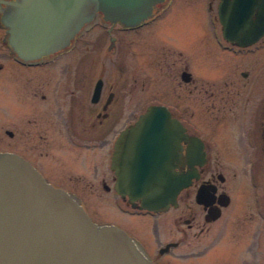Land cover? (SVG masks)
Wrapping results in <instances>:
<instances>
[{
	"label": "flooded vegetation",
	"instance_id": "af4514ba",
	"mask_svg": "<svg viewBox=\"0 0 264 264\" xmlns=\"http://www.w3.org/2000/svg\"><path fill=\"white\" fill-rule=\"evenodd\" d=\"M9 1L16 0H0V151L20 155L83 206L65 185L112 195L115 217L100 223L125 230L155 264H264V35L247 46L227 40L220 0H166L135 26L97 16L66 48L24 60L4 22ZM177 12L194 19L197 32ZM231 69L234 78L222 77ZM150 106L166 107L202 146L189 159V140L180 142L171 164L196 176L166 211L120 195L112 168L117 138ZM243 215L260 229L242 230ZM241 231L252 241L238 243ZM204 233L210 244L221 236L220 245H187Z\"/></svg>",
	"mask_w": 264,
	"mask_h": 264
},
{
	"label": "water",
	"instance_id": "95a60500",
	"mask_svg": "<svg viewBox=\"0 0 264 264\" xmlns=\"http://www.w3.org/2000/svg\"><path fill=\"white\" fill-rule=\"evenodd\" d=\"M166 0H16L7 2L4 22L19 57L37 59L66 48L97 16L135 26ZM224 37L241 46L264 35V0H220ZM186 156L201 152L164 106H150L115 143L116 190L140 207L165 211L196 176L177 171L180 142ZM201 192L197 194L199 200ZM0 264H155L122 228L97 223L78 198L49 183L29 161L0 151Z\"/></svg>",
	"mask_w": 264,
	"mask_h": 264
},
{
	"label": "rangeland",
	"instance_id": "374dc122",
	"mask_svg": "<svg viewBox=\"0 0 264 264\" xmlns=\"http://www.w3.org/2000/svg\"><path fill=\"white\" fill-rule=\"evenodd\" d=\"M174 1H175L174 6L181 5V4H183V5L189 4V5H197L198 6V5H202L203 2H204V0H174ZM177 15L182 17L185 20V23H187L192 29H195V31L197 32L196 27H198V24L196 23V21H193L194 19L192 20V19L188 18V16H186L184 13H181V12H177ZM197 15H198V11L196 13V16ZM194 17H195V15H194ZM195 19H196V17H195ZM200 20H201L202 24H204L205 21H206V15H205V13L202 12V10H201V14H200ZM189 31H190V28H189ZM137 51L138 52H136L134 54L135 57L137 56L136 59L138 58V56H140V48H139V46L137 48ZM262 57L264 58V56H262ZM64 60H65V57H61V61L59 60L55 64H59V63L63 64ZM223 76L226 79H228V80L234 78L233 69H231L228 72H226V74L223 73L222 77ZM4 145L2 144V141H0V149L2 147H4ZM40 163L43 164V165H47V160H43V161L40 160ZM68 163L71 165L70 162H68ZM37 164L42 168V166L39 163H37ZM44 171L47 172V169L45 168ZM65 186L71 187V188L77 190L79 193H81L85 208L93 216L92 218H94V220L96 222H104L105 220L113 219V217H115V214L117 212V210H116L117 208H116V205H115L116 204L115 200H114L115 198L112 195H110V194L106 195V194L91 193V189L86 184H80V183L79 184H73V185L72 184H67ZM239 217L241 219V223L243 224L242 230H245V225L247 227H249L250 229H252V230H255L256 228L260 229L259 221H258V219L256 217H252L250 220L247 219V216H245V215L239 216ZM115 220H116V222H119V218H117ZM144 224H145V222H144ZM240 229H241V227H240ZM167 231H168V229H167ZM242 232L243 231H241V233H239V237H237L238 243L240 242V244L242 245L245 240L252 241V237L247 239L243 235ZM163 238H164V235H163ZM209 238L210 237H208L204 233V234L200 235L199 238L191 239L190 243L187 244V245H189L190 247L193 246V245H197L199 247L204 248L206 245L209 244L207 246L206 252L210 248H212V247L213 248H217L220 245L221 239L217 238L215 242L210 244ZM167 239L168 238L165 237V240H167ZM180 249L181 248H177V249H175L173 251H179ZM260 257L264 258V248H262V247H261ZM261 262H262V259H261ZM171 264H180V263L172 262Z\"/></svg>",
	"mask_w": 264,
	"mask_h": 264
}]
</instances>
